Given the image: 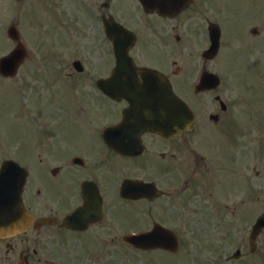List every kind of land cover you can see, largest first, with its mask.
<instances>
[{"label": "flooded vegetation", "instance_id": "obj_1", "mask_svg": "<svg viewBox=\"0 0 264 264\" xmlns=\"http://www.w3.org/2000/svg\"><path fill=\"white\" fill-rule=\"evenodd\" d=\"M131 1L142 14L138 20L122 10L115 12L113 8L118 6L117 0H107L106 5L97 8L100 21L104 17L132 26L138 29V33L135 32L138 40L151 20L161 22L159 30L149 27L150 31L153 30L151 36L159 39V50L165 63L160 67L172 74L176 92L190 105L195 121L191 129L172 138L138 130H129V133L106 132L121 123L129 103L104 97L98 89V80L93 79L90 81L95 92H87L86 89L91 87L85 85L80 102L71 103V113L62 110L69 109L67 105L61 108L51 103L49 135L66 133L67 120L77 125L83 122L80 120L83 116L85 130L92 139L91 145L86 153L76 150L67 152L65 160L51 159V177L45 185L51 187V196L41 189L34 193L32 186L29 190L27 188L24 194L27 208L37 221L51 224H33L19 235L0 239V264H136L132 254L137 253L136 248L140 245L125 241V238L155 229L157 233L163 231L166 238L163 240V237H159L155 241L156 245L162 247L143 251L146 260L149 256L148 260L153 261V257L155 261L160 260L165 264L170 262V259H166L169 256L184 259L181 255L184 249L182 227L183 213L187 208L196 218L194 231L199 234L206 232L205 236L210 239L205 246L209 248L208 264H254V261L264 264V230L254 240L251 239V232H247L246 228L250 216L240 209L245 202L235 207L225 204L226 208L219 207L218 203L213 204V164L217 177L222 183L225 182V189L228 180L236 181L235 187L228 189L232 196L240 193L248 198L251 196L248 192L250 185L253 200L264 201V179H256L264 173L263 167L255 164L250 170L249 148H235L239 144L250 143L249 136L240 130L236 134L221 131L235 114L233 103L225 101L219 92L226 79L221 78V86L213 90L211 74H219L218 60L223 52L234 48V42L226 41L220 16L213 12V7L206 0H163V14L166 15L147 13L141 1ZM254 1H259L262 9L259 21L247 23L243 32L250 37V51L264 58V0H246L245 3L252 8ZM134 21L136 23L131 24ZM99 25L103 29L102 24ZM170 38L176 43V56L172 60L166 56ZM215 43L218 45L216 54L213 53ZM154 45H158L157 40H154ZM241 47L242 43H239L237 51ZM133 57L138 63L137 58ZM31 59L37 62L34 57ZM138 66L145 65L138 63ZM189 72L194 73L193 82L188 86L192 87L191 95L196 99L211 96L207 102L194 105L185 96L184 75ZM259 76L264 84V71ZM19 81L24 83L22 78ZM91 96L108 103L104 110L92 109L96 112V121L102 117L101 114H107L101 118L99 125L90 127L88 131L86 114L93 105ZM20 109L24 111L22 107ZM200 112L206 114L202 121ZM201 126L215 128H209L210 133L209 130L203 133L199 129ZM216 127L221 129L217 130ZM197 129L208 137L209 148L191 147L190 138L196 135ZM217 141L221 145L216 146L214 151L221 159L216 163L213 160V142ZM125 149L128 153L121 152ZM104 155L106 158L112 156L111 161H106ZM217 165L223 167L218 170ZM42 201L47 202L42 204ZM78 212L80 214H76ZM68 217L72 218L70 226L65 225ZM238 218L248 221V225L243 228L237 223ZM230 230L233 236L229 234ZM213 235L217 236L214 251ZM227 236L231 237L234 245L246 238L241 253L235 259L230 258V250H222L227 249L224 242ZM197 244L200 242L192 239L191 245ZM151 245L152 241L144 244L146 248H152ZM146 260L142 264H147ZM204 260L202 263H205Z\"/></svg>", "mask_w": 264, "mask_h": 264}, {"label": "rangeland", "instance_id": "obj_2", "mask_svg": "<svg viewBox=\"0 0 264 264\" xmlns=\"http://www.w3.org/2000/svg\"><path fill=\"white\" fill-rule=\"evenodd\" d=\"M94 1L100 2L101 0ZM211 1L212 3L210 0H206L213 7V12L220 16L219 21L223 28L224 38L226 41L234 42V48L223 52L218 60V72L226 77L229 84L233 86L225 85L221 93L226 100L233 103L232 106L235 109L231 122L221 131L228 134H236L239 129L246 131L245 133L251 139L250 143L239 144L235 148H249L251 170L255 164H259L260 167L264 166V84L259 76L264 71V58L257 56L258 53L255 51H250L249 44L252 45V43L248 41L250 37L243 32V27L247 23L259 21L262 9L259 7V1L252 2V8L247 6L246 0ZM117 4L119 6L113 8L115 12L118 13L120 10L123 13L128 12L134 20H138L141 13L131 0H117ZM119 15L121 14L119 13ZM134 23L136 21L131 24ZM11 24H17L20 29H23V34L26 36L24 37L27 38L26 42L29 44L27 48L31 50V53L34 52L32 49L36 51L37 54L32 55L37 62L28 61L20 70L18 77L19 79L22 78L24 83L20 82L18 77L13 79L0 77V105L1 103L15 102L18 99L22 103L23 112H28L22 114V111H16L15 105L12 108L14 112L12 114L18 113V115L13 122H10V117L4 116L6 111H2L0 108V165L9 158L31 163L32 167L35 168L34 171L32 170L31 183L40 185L44 188L46 195L51 196V187L45 186L48 184L49 177L44 173V167H51V159L65 160L67 152L72 153L78 150L86 153V149L90 148L92 140L90 134L85 130L83 116L80 117L83 122L77 125L69 123L68 119L66 133L63 132L61 135L56 134L55 136L48 135L49 127H51V103L61 108L67 105L69 109L62 110L71 113V103L80 102L79 97L84 95L81 93L84 91L83 87L88 82L92 85L91 79L94 81L98 77L109 74L107 67L110 68L113 65V59L110 55L112 46L87 4V0H27L24 3L16 2V0H0V54L2 56L15 47V44L10 41L6 34ZM160 26L161 22L151 20L140 33L141 39L133 53L144 64L145 61H151L155 64H162L159 66L165 65L159 50V39L152 37L153 30H149V27L159 30ZM154 40H157L158 45H154ZM160 43L163 42L160 40ZM168 43L170 48L167 49L169 53L166 56L172 60L176 56V43L172 38L168 40ZM239 43H242V47L237 51ZM150 45L155 47L152 48ZM77 59L82 60L83 64L89 67V74H81L75 71L73 61ZM159 59L160 62L157 61ZM109 70L111 71V69ZM193 77V72L184 75V94L190 98L192 104L195 105L199 102L203 104L211 96L196 99L194 95H191L192 87L189 88L188 86L193 82ZM91 99L93 105H90L91 108L86 114L88 131L90 127L99 125L101 118H105L107 114H101L102 117L96 121L94 117L96 112L92 109L104 110L108 101L96 100L92 96ZM2 113L4 118H2ZM78 114H81V111H78ZM205 116L206 114L200 112L201 121L205 119ZM21 117L24 120H21ZM2 119H5L7 124ZM209 128L215 127H199L203 133H206L207 130L210 133ZM216 128L217 130L221 129L220 127ZM57 130L58 126H56L55 131ZM207 139L208 137L203 136L197 129L196 135L190 138L191 147L209 148ZM216 146H219L218 141L213 144V160L217 163L221 158L214 151ZM111 159L112 156L109 155V158L105 160L111 161ZM221 165L227 171L226 166L223 163ZM223 166L217 165L218 170ZM215 170L216 166L213 164V171ZM256 179H264V173L262 176L259 174ZM214 182L216 184L213 187L218 188L215 191L216 196L220 195L218 191L232 189L236 184L235 180H231L225 189L221 180L213 175ZM248 192L252 196V186L250 185ZM251 196L246 199L243 209H247L243 210V213L253 218L255 212L252 210L256 211L259 208H255L254 205L257 204L263 210L264 201L252 204ZM232 197L236 198V196H229V203H231ZM46 202L42 201V204ZM187 209L183 213L184 226L182 227L184 249L181 255L184 259L169 256L166 259H170V262L165 264H181V262H183L182 264H200L204 259L205 263L202 264H208L209 248L205 246L210 239L205 236L206 232L199 234L194 231L196 227L193 222L196 218ZM214 214L213 212V216ZM238 220L237 223L243 228L248 222H244L240 218ZM213 231L215 232L214 218ZM229 234L233 236L231 230ZM192 239H197L200 244L192 246ZM216 239L217 236L213 235V251L215 249L214 240ZM224 242L227 244V249L223 248L222 250L234 249V243L230 236H227ZM161 254H159L160 259ZM132 255H134L136 264H142L146 260L142 253H133ZM148 259L149 256H147V264H163L160 260L155 261L153 257H151L153 261ZM254 264H256L255 261Z\"/></svg>", "mask_w": 264, "mask_h": 264}, {"label": "water", "instance_id": "obj_3", "mask_svg": "<svg viewBox=\"0 0 264 264\" xmlns=\"http://www.w3.org/2000/svg\"><path fill=\"white\" fill-rule=\"evenodd\" d=\"M159 80L161 81V79H159ZM145 88L151 90L153 88V85H150V84L145 85ZM169 90H170V88H169ZM149 124H150V126L154 127V124H152L150 122H149ZM156 127L158 128L159 125H156ZM7 178H8V181H6ZM18 181H20V179ZM11 185H12L11 174L10 173L2 174V176L0 178V235H5V234L17 232L20 229H22L24 226L23 223L25 221V218L21 219L19 215H18V217L17 216L13 217V212L6 209L7 206L3 207L5 202H7V203L11 202L10 199H7V197H5V192H6L5 187H7V192L10 193L11 192ZM21 185H22V182H21ZM20 211L23 213V216L26 217V214H25L22 206L20 208ZM3 218H6V219L3 220ZM8 219H10V221L7 222Z\"/></svg>", "mask_w": 264, "mask_h": 264}]
</instances>
